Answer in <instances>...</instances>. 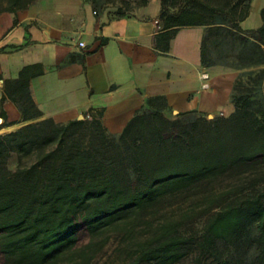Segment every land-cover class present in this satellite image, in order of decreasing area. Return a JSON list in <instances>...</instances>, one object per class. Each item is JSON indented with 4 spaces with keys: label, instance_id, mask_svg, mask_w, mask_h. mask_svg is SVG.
Returning a JSON list of instances; mask_svg holds the SVG:
<instances>
[{
    "label": "trees",
    "instance_id": "16d2710c",
    "mask_svg": "<svg viewBox=\"0 0 264 264\" xmlns=\"http://www.w3.org/2000/svg\"><path fill=\"white\" fill-rule=\"evenodd\" d=\"M33 1L0 0V12ZM249 14V0H162L163 39L207 25L203 63L208 40L223 34L240 35V62L264 64V6L259 27L241 26ZM250 79L237 80L228 116L187 110L160 121L174 110L151 96L119 135L96 117L36 120L23 96L27 123L0 133L4 264H96L109 244L104 264H264V68Z\"/></svg>",
    "mask_w": 264,
    "mask_h": 264
},
{
    "label": "crops",
    "instance_id": "0c3cea01",
    "mask_svg": "<svg viewBox=\"0 0 264 264\" xmlns=\"http://www.w3.org/2000/svg\"><path fill=\"white\" fill-rule=\"evenodd\" d=\"M161 9L162 0L131 4L126 15L106 0H34L0 12V123L12 122L0 133L28 121L23 96L41 112L36 120L89 114L113 135L151 96H163L174 112L230 115L238 72L222 61L203 63L207 25L180 26L164 40ZM251 15L243 28L263 23L259 12L246 25Z\"/></svg>",
    "mask_w": 264,
    "mask_h": 264
},
{
    "label": "rangeland",
    "instance_id": "374dc122",
    "mask_svg": "<svg viewBox=\"0 0 264 264\" xmlns=\"http://www.w3.org/2000/svg\"><path fill=\"white\" fill-rule=\"evenodd\" d=\"M49 1L50 0H48V2ZM146 1L148 0H106V3H108L110 6H119L120 4H123V5L128 4L129 6L131 4L142 5ZM249 4H250V13L252 11V15L246 21L245 23L246 25H252L254 23L255 15L261 12V8L264 6V0H249ZM239 36L237 35V37H234L232 35L221 34L217 37H211L208 40L209 55L211 56V59L213 62L222 61V63L225 64L227 67L233 68L235 71L238 72V77L235 79V86H236L237 80L239 79H242V81L246 83L245 86L246 85L253 86V81L250 78H252V75H254L257 71L264 68V64L257 63V64L245 65L237 59L236 55L240 53L243 49L247 48L242 45V41L240 40ZM257 90H258L257 92H259L261 96H264V85H260V87H257ZM177 113L178 112H174V114H172L171 111L164 112L158 115V119L160 121H167L169 120V118H175L176 117L175 115ZM205 114H207L209 118H212L217 115H223L221 113H214V112L210 113L212 114V116H210L209 113H205ZM196 115H198V113L190 114L191 117L196 116ZM10 165L12 167L16 165V155H14L11 158ZM263 185H264V182L260 184V186H263ZM202 225H203V221L199 220L194 224V227L200 228ZM251 233L255 234L256 229L253 228ZM89 240H90V234L88 230L85 227H81L79 234H78V244L83 245L87 243ZM111 251H112V245L109 244L106 247V249L97 256L96 264H104L105 260L107 259ZM253 254L254 252L251 250L250 256ZM4 263H5V257H4V254L0 250V264H4Z\"/></svg>",
    "mask_w": 264,
    "mask_h": 264
},
{
    "label": "built area",
    "instance_id": "2783aa9c",
    "mask_svg": "<svg viewBox=\"0 0 264 264\" xmlns=\"http://www.w3.org/2000/svg\"><path fill=\"white\" fill-rule=\"evenodd\" d=\"M80 44L81 45H85V42L84 41H80ZM87 117H90V115L88 114Z\"/></svg>",
    "mask_w": 264,
    "mask_h": 264
},
{
    "label": "water",
    "instance_id": "95a60500",
    "mask_svg": "<svg viewBox=\"0 0 264 264\" xmlns=\"http://www.w3.org/2000/svg\"><path fill=\"white\" fill-rule=\"evenodd\" d=\"M210 116H212V114H210ZM82 117H83V115L80 118H82Z\"/></svg>",
    "mask_w": 264,
    "mask_h": 264
}]
</instances>
